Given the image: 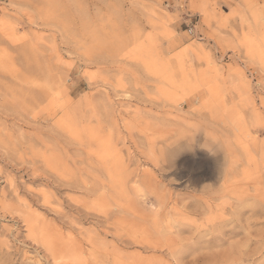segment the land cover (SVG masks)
Wrapping results in <instances>:
<instances>
[{"label":"rangeland","instance_id":"374dc122","mask_svg":"<svg viewBox=\"0 0 264 264\" xmlns=\"http://www.w3.org/2000/svg\"><path fill=\"white\" fill-rule=\"evenodd\" d=\"M68 263L264 264V0H0V264Z\"/></svg>","mask_w":264,"mask_h":264},{"label":"bare ground","instance_id":"6f19581e","mask_svg":"<svg viewBox=\"0 0 264 264\" xmlns=\"http://www.w3.org/2000/svg\"><path fill=\"white\" fill-rule=\"evenodd\" d=\"M162 71V70H161ZM122 153V152H121ZM156 157V156H155ZM161 171V170H160ZM98 219V218H97ZM100 220V219H99ZM114 221V220H113ZM119 222H120V220H119ZM99 223V222H98ZM156 224V223H155ZM30 225V224H29ZM28 225V226H29ZM102 225V224H101ZM128 225V224H127ZM104 226V225H103ZM32 229V228H31ZM49 229V228H48ZM33 230V229H32ZM164 231V230H163ZM105 232V231H104ZM51 234V233H50ZM37 235V234H36ZM166 235V234H165ZM112 236V235H111ZM179 237V236H178ZM40 241V240H39ZM53 241V240H52ZM58 241V240H57ZM76 241V240H75ZM72 243V242H71ZM121 243V242H120ZM48 245V244H47ZM59 244H57V246H58ZM79 245V244H78ZM78 245H77V247H78ZM81 245V244H80ZM171 245V244H170ZM172 245H173V243H172ZM88 246V245H87ZM124 246V245H123ZM134 246V245H133ZM58 248V247H57ZM60 248V247H59ZM146 248V247H145ZM154 249V248H153ZM168 250V249H167ZM49 251V250H48ZM58 254V253H57ZM65 254V253H64ZM63 254V255H64ZM68 254V253H67ZM74 255V254H73ZM79 255V254H78ZM195 255V254H194ZM198 255H200L199 253H198ZM197 255V256H198ZM85 256V255H84ZM72 257H74V256H72ZM82 258V257H81ZM79 259H80V256H79ZM70 260V259H69ZM75 260V259H74ZM65 262H68L67 261V259L65 260ZM72 263V262H71ZM81 263H83V262H81ZM69 264V263H68Z\"/></svg>","mask_w":264,"mask_h":264}]
</instances>
